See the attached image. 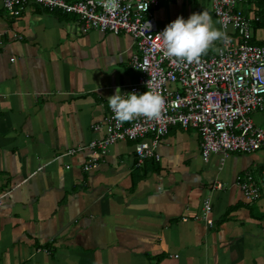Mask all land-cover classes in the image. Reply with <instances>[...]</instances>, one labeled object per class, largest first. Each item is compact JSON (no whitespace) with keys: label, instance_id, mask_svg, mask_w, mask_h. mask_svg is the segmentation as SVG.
Here are the masks:
<instances>
[{"label":"crops","instance_id":"obj_1","mask_svg":"<svg viewBox=\"0 0 264 264\" xmlns=\"http://www.w3.org/2000/svg\"><path fill=\"white\" fill-rule=\"evenodd\" d=\"M243 1L245 16L259 18L252 43L264 47L263 1ZM202 12L222 33L210 0H170L153 17L165 30ZM134 52L130 36L83 34L74 17L37 6L11 17L0 1V264H264V190L251 202L237 187L259 177L264 151L203 160L198 132L173 127L134 188L132 141L90 172L89 151L64 156L103 137L93 127L108 99L139 85ZM252 120L264 127V112Z\"/></svg>","mask_w":264,"mask_h":264},{"label":"built area","instance_id":"obj_2","mask_svg":"<svg viewBox=\"0 0 264 264\" xmlns=\"http://www.w3.org/2000/svg\"><path fill=\"white\" fill-rule=\"evenodd\" d=\"M4 11L16 16L26 6H37L49 13L74 17L83 34L96 31L114 36H130L135 52L131 65L140 73V89L163 97L165 104L158 119L143 116L119 122L109 107L101 127L104 136L86 146L66 151L75 156L89 151L83 165L90 172L98 167L101 154L111 146L132 141L135 144V167L161 159L158 142L171 128L196 130L200 137L203 160L212 155L253 154L264 151V127L254 124L252 116L264 112V47L252 43L253 21L246 17L243 0H210L211 10L222 31L214 54L187 63L165 55L154 11L170 0H0ZM253 20V21H252ZM246 200L257 201L264 190V169L256 179L251 174L237 183ZM217 183L216 190L223 189ZM6 193L0 195V207ZM205 218L211 201L202 203ZM211 224V221H208Z\"/></svg>","mask_w":264,"mask_h":264},{"label":"clouds","instance_id":"obj_3","mask_svg":"<svg viewBox=\"0 0 264 264\" xmlns=\"http://www.w3.org/2000/svg\"><path fill=\"white\" fill-rule=\"evenodd\" d=\"M165 46V55L187 63L196 62L206 53L222 33L214 27L209 13H194L188 19L182 16L168 24L159 33ZM115 118L123 123L136 117L158 119L165 101L152 91L143 94H121L120 91L108 99Z\"/></svg>","mask_w":264,"mask_h":264},{"label":"trees","instance_id":"obj_4","mask_svg":"<svg viewBox=\"0 0 264 264\" xmlns=\"http://www.w3.org/2000/svg\"><path fill=\"white\" fill-rule=\"evenodd\" d=\"M68 1H77V0H68ZM257 1V5L259 4V5H261L260 4V1L262 2V5L264 6V0H256ZM146 167H148V164L145 166V172H144V175H140L139 174V172H138V169H137V171H135L132 175H131V178H132V188H134L136 185H137V183L140 181V180H142L143 178H144V176H145V174L147 173V171H148V168H146Z\"/></svg>","mask_w":264,"mask_h":264}]
</instances>
